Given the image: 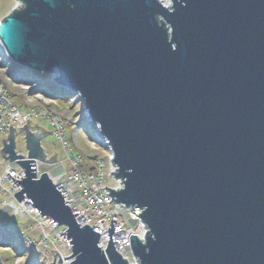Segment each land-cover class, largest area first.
I'll list each match as a JSON object with an SVG mask.
<instances>
[{"label":"water","instance_id":"water-1","mask_svg":"<svg viewBox=\"0 0 264 264\" xmlns=\"http://www.w3.org/2000/svg\"><path fill=\"white\" fill-rule=\"evenodd\" d=\"M17 1L4 51L82 100L121 182L109 196L148 230L128 237L138 264H264V0ZM21 130L28 159L13 128L1 151L26 174L9 175L17 201L66 228L70 264H128L111 220L107 260L99 233L36 178L43 133Z\"/></svg>","mask_w":264,"mask_h":264},{"label":"rangeland","instance_id":"rangeland-1","mask_svg":"<svg viewBox=\"0 0 264 264\" xmlns=\"http://www.w3.org/2000/svg\"><path fill=\"white\" fill-rule=\"evenodd\" d=\"M161 1L167 2L166 0ZM19 5L20 3L17 0H0V22L3 21L4 17L8 16L14 10H17ZM8 72H19L24 77L15 80ZM49 78L50 75L47 76L44 73L36 72L10 61L0 42V82L5 84L8 90L7 92H10L9 99L11 102L15 103L19 111L25 109L29 110L26 104L30 101L32 102V104L30 102L29 105L30 107H32V105L34 106L31 109L33 111L31 113L34 114L29 120L30 132L34 130L37 131V129L42 131L43 134L40 138L41 148L45 152L47 159H53V157L55 159L54 161L49 160L51 164L49 162L42 163L36 160L39 163L40 173L43 174V172H45L49 178L47 171H51L52 174H59L60 164H62L63 169L64 167L69 169L73 162L68 160L67 156L70 157L72 155L74 157L80 156L81 154L94 156L97 154V157L103 159L107 164L104 168L105 183L111 186L112 179L111 176L109 177L111 171L109 169V159H107L110 151L107 145L103 143V139L98 129H96L95 124L91 122L87 116L86 110L83 108L82 100L71 90L64 89L70 94L67 98L50 99V101L47 102L48 100L44 96L48 97L47 93L50 86L63 89L62 87L59 88L55 84H52ZM26 93H28V95ZM40 93H43L44 96ZM42 98L47 101L40 100ZM43 113H47V115L48 113L52 114V116L61 120L60 130L62 131L63 141H65V143L55 135L54 128L50 123L51 121L47 116H44ZM14 133V143H16L15 149L19 153H24L27 157L25 132L18 129L14 131ZM0 137H2V135ZM99 140L102 141L99 142ZM4 143H7V140H5ZM3 147L4 145H2L1 151ZM1 154L3 153L1 152ZM3 155L7 157L6 154ZM14 161L15 160L12 161L13 163H9L17 169L21 168L20 165L17 164V161ZM92 167H94V161L86 157L82 159L78 166L79 170L87 174L93 171L91 169ZM3 185V187H0V201L7 198L4 188L9 185L8 183H4ZM30 217L32 216L20 219L11 216L7 210L0 209V218H2L0 223V238L11 240L9 246H0V262H2V264H51L54 259L53 252L55 253L58 249H62L63 245L52 232L48 229L45 231L37 225V222L40 221L39 218H35L34 220ZM16 234L29 236L35 241H39L40 237L43 238L45 235H48L46 240L51 241L54 245H51L48 241L49 247L45 244H40L39 249L33 251L27 246L25 241L16 239Z\"/></svg>","mask_w":264,"mask_h":264},{"label":"built area","instance_id":"built-area-1","mask_svg":"<svg viewBox=\"0 0 264 264\" xmlns=\"http://www.w3.org/2000/svg\"><path fill=\"white\" fill-rule=\"evenodd\" d=\"M9 74L11 77H14L15 80L24 77L19 72H10ZM7 91L8 90L5 84L0 82V136L2 135V137H0V151L2 145H4L3 142L7 140L8 135L10 134V128H13L14 131H16L23 128L25 125L30 124V117L34 114L31 113L33 112L31 109L34 106H29L31 101H28L29 103L26 104L29 110L25 109L27 111H19L15 103L11 102L9 99L10 92ZM26 94L28 95V93ZM40 94L44 96L43 93ZM44 97L48 101L44 98L40 100L49 102L50 99H52L46 96ZM43 115L49 118L51 121V126L54 128L55 135L58 136L61 141H63L62 131L60 130L61 120L57 117L55 118L49 113L48 115L47 113H43ZM100 141L102 140H99V142ZM63 142L65 143V141ZM103 143L107 145L104 139ZM15 153L17 156L21 157L17 160L27 159L24 153H19L16 149ZM0 157V187H3L4 183H8L9 185L4 188L7 198L3 201H0V209H5L10 213L11 216L20 219H25L29 216H32L30 218L34 220L35 218H39L40 221L37 222V225H39L45 231L48 229L50 232H52V234H54L63 245L62 249H58L55 253L53 252L54 259L51 264H70L73 258L71 256V244L69 243V239L66 238V234L63 232L66 230V228L64 226H60L57 224V222H54L49 217H42L41 214H39L37 208L27 205V199H25L26 197H24L22 201H17L15 199L13 193L19 190L20 185L17 181L12 182L11 177L15 180L21 181L26 174H24L23 168L17 169L12 164H10L11 162L5 155L1 154V152ZM85 157L94 161V167L91 168L93 171L88 174L84 173L78 168L80 162ZM67 158L73 162L69 169H66L65 167L63 169L62 165H60L59 169L61 168V171H59V174H52L51 171L47 172L50 181L55 185L57 190H60L59 193H61L63 197V203L67 204L72 213H74L75 222L81 227L88 225L94 232L99 233L98 247L102 249V252H104L105 257L108 260L105 249L109 243L107 230L110 226V222L112 221L115 251L120 253L121 257L126 262H128V264H138L136 257L133 255V252L130 249L128 237L133 232L137 240L144 242L146 237L145 232L148 230L143 221L140 220V217L138 216V213H140L139 208L135 206L126 207L124 204L113 200V197L109 196L108 194L110 193L109 189L117 191V189L121 187L120 179H115L114 174H112L115 173L116 169H114L111 163V153H109V156L107 157V159H109V169L111 171V175L108 173L109 177L111 176L112 179L111 186L105 183L106 180L104 177V168L107 164L103 159L97 157V154L94 156L81 154L80 156L74 157L71 155L70 157L67 156ZM37 164L38 163L35 162V173L36 178H39L42 173H40L38 166L39 164ZM1 220L2 218H0V223ZM15 236L16 239L25 241L27 246H29L33 251H37L40 247V244H45L49 247V244L47 243L49 240H46L48 235H45L43 238L40 237L39 241H35L29 236H24L21 234H16ZM49 243L54 245L51 241H49Z\"/></svg>","mask_w":264,"mask_h":264},{"label":"trees","instance_id":"trees-1","mask_svg":"<svg viewBox=\"0 0 264 264\" xmlns=\"http://www.w3.org/2000/svg\"><path fill=\"white\" fill-rule=\"evenodd\" d=\"M48 90L49 91L47 93V96L49 98H52V99H64V98H67L70 95L66 90L58 89V88H55L54 86H50ZM10 243H11L10 239H7V238L2 239V238H0V246L6 247V246H9Z\"/></svg>","mask_w":264,"mask_h":264},{"label":"bare ground","instance_id":"bare-ground-1","mask_svg":"<svg viewBox=\"0 0 264 264\" xmlns=\"http://www.w3.org/2000/svg\"><path fill=\"white\" fill-rule=\"evenodd\" d=\"M161 1V0H160ZM13 79H15L14 77H12ZM92 139H94V138H92ZM42 152H44L43 151V149H42ZM45 153V152H44ZM45 156H46V154H45ZM26 160V159H25ZM46 160H51V159H47V156H46ZM35 162L36 163H38L36 160H35ZM34 162V163H35ZM39 164V163H38ZM37 164V165H38ZM60 165H62V164H60ZM39 166V165H38ZM60 171H61V168H60ZM52 183V182H51ZM54 185V184H53ZM55 186V185H54ZM56 188V187H55ZM21 190V186H20V188H19V190L18 191H20ZM24 197H26V196H24ZM25 199H27V201H26V203H27V205H29L30 207H34V205L32 204V202L30 201V199H28L27 197L25 198ZM30 202V203H29ZM29 203V204H28ZM31 204V205H30ZM66 205V204H65ZM34 208H37V207H34ZM38 209V208H37ZM67 238V237H66ZM70 243V242H69ZM72 245V244H71ZM72 258H73V255H72Z\"/></svg>","mask_w":264,"mask_h":264},{"label":"crops","instance_id":"crops-1","mask_svg":"<svg viewBox=\"0 0 264 264\" xmlns=\"http://www.w3.org/2000/svg\"><path fill=\"white\" fill-rule=\"evenodd\" d=\"M29 125H30V124H29ZM34 131H35V130H34ZM51 160H55L54 157H53V159H51Z\"/></svg>","mask_w":264,"mask_h":264}]
</instances>
